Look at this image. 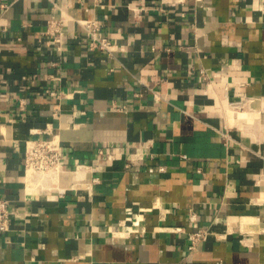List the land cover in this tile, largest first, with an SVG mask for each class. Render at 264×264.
<instances>
[{
  "label": "crops",
  "instance_id": "obj_1",
  "mask_svg": "<svg viewBox=\"0 0 264 264\" xmlns=\"http://www.w3.org/2000/svg\"><path fill=\"white\" fill-rule=\"evenodd\" d=\"M56 2L0 0V264H264V0ZM51 134L63 167L28 183Z\"/></svg>",
  "mask_w": 264,
  "mask_h": 264
},
{
  "label": "built area",
  "instance_id": "obj_2",
  "mask_svg": "<svg viewBox=\"0 0 264 264\" xmlns=\"http://www.w3.org/2000/svg\"><path fill=\"white\" fill-rule=\"evenodd\" d=\"M54 5H57L56 0H49ZM4 6V4H3ZM70 16L61 9L59 15H52L47 21V30L53 33L54 41L61 47V38L63 35V25L65 20ZM82 24L86 34L88 35V46L91 49H105L111 50L110 40L108 37L99 34V22L95 18H75ZM24 102L20 99V104ZM235 104V103H232ZM225 141L230 138L227 131L222 132ZM99 152L102 153L103 149L100 148ZM185 156V154H183ZM62 154L60 150V142L56 135L51 134L46 138H27L24 144V170L25 175L27 171L31 170L33 174H39L46 179H54L57 173L62 169ZM51 171V173H50ZM96 179V177H94ZM60 191L63 189H59ZM15 211L13 206H10L8 199L0 197V233L8 230L11 225L12 214ZM194 213L192 212L191 218ZM138 218L132 220V225H137ZM173 229V228H172ZM207 228L200 227L188 231L187 237L189 240L188 249H193L199 240H201L207 233Z\"/></svg>",
  "mask_w": 264,
  "mask_h": 264
},
{
  "label": "bare ground",
  "instance_id": "obj_3",
  "mask_svg": "<svg viewBox=\"0 0 264 264\" xmlns=\"http://www.w3.org/2000/svg\"><path fill=\"white\" fill-rule=\"evenodd\" d=\"M50 173H51V171H50ZM26 178H27L26 180H27L28 183H34V181L36 179V178H34V174H33V172L31 170L27 171Z\"/></svg>",
  "mask_w": 264,
  "mask_h": 264
},
{
  "label": "rangeland",
  "instance_id": "obj_4",
  "mask_svg": "<svg viewBox=\"0 0 264 264\" xmlns=\"http://www.w3.org/2000/svg\"><path fill=\"white\" fill-rule=\"evenodd\" d=\"M37 178V177H36Z\"/></svg>",
  "mask_w": 264,
  "mask_h": 264
}]
</instances>
